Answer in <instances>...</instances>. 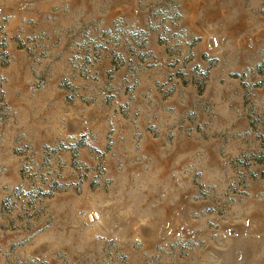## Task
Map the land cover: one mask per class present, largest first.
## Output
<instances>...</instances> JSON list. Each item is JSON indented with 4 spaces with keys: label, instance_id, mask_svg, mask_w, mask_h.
I'll use <instances>...</instances> for the list:
<instances>
[{
    "label": "rangeland",
    "instance_id": "obj_1",
    "mask_svg": "<svg viewBox=\"0 0 264 264\" xmlns=\"http://www.w3.org/2000/svg\"><path fill=\"white\" fill-rule=\"evenodd\" d=\"M0 264H264V0H0Z\"/></svg>",
    "mask_w": 264,
    "mask_h": 264
}]
</instances>
